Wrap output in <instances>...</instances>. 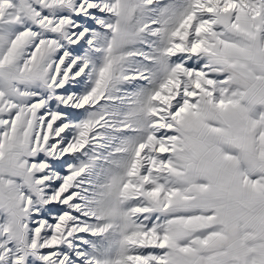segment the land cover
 <instances>
[{
  "label": "snow or ice",
  "instance_id": "snow-or-ice-1",
  "mask_svg": "<svg viewBox=\"0 0 264 264\" xmlns=\"http://www.w3.org/2000/svg\"><path fill=\"white\" fill-rule=\"evenodd\" d=\"M0 264H264V0H0Z\"/></svg>",
  "mask_w": 264,
  "mask_h": 264
}]
</instances>
